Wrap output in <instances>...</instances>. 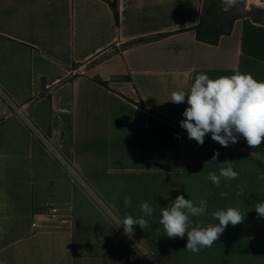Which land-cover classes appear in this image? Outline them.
<instances>
[{"label": "crops", "instance_id": "1", "mask_svg": "<svg viewBox=\"0 0 264 264\" xmlns=\"http://www.w3.org/2000/svg\"><path fill=\"white\" fill-rule=\"evenodd\" d=\"M110 1L0 0V84L45 137L61 148L68 141L75 174L58 173L41 141L4 119L0 101V264H264L254 207L264 202V143L238 137L222 147L207 134L198 145L180 126L187 98L170 101L199 74L264 81V23L238 19L211 45L193 29L205 0H118L119 24ZM79 66L85 74L67 75ZM226 160L238 177L216 187L208 174ZM178 195L207 201L189 230L218 224L212 213L228 208L244 221L192 253L186 236L167 237L159 222ZM144 201L154 209L149 226L129 238L118 222L141 217ZM50 203L72 209L70 224L33 226Z\"/></svg>", "mask_w": 264, "mask_h": 264}, {"label": "clouds", "instance_id": "2", "mask_svg": "<svg viewBox=\"0 0 264 264\" xmlns=\"http://www.w3.org/2000/svg\"><path fill=\"white\" fill-rule=\"evenodd\" d=\"M225 10L231 8L236 0H223ZM187 98L188 107L184 110L181 128L187 131L188 139L195 140L198 145H203L204 138L211 134L213 141L222 147L238 142V137H243L248 146L257 148L264 143V81H257L251 74L235 73L231 76H220L215 79L206 74L195 77L194 83L188 91H173L171 102L184 103ZM179 138V137H177ZM220 153L214 155L207 163L217 164ZM226 167H220L219 175L209 172L208 179L220 186L221 177L234 180L238 173L233 170L231 161H224ZM241 191L242 186H237ZM221 193V197L225 196ZM124 206H131V197L124 198ZM258 217L264 218V202L255 204ZM152 205L144 201L140 205L139 218L131 215L125 216L118 222V228L123 226L124 235L132 238L134 226L139 225L142 230L148 228V221L144 217L153 214ZM207 211V201L200 199L193 202L184 195H178L167 207L161 208L160 224L169 238L187 237L185 249L198 253L203 248L211 247L225 231L228 225L236 226L243 223L245 214L238 209L228 208L212 213L219 221L218 224H209L206 227H193L189 230L191 217L203 216Z\"/></svg>", "mask_w": 264, "mask_h": 264}, {"label": "trees", "instance_id": "3", "mask_svg": "<svg viewBox=\"0 0 264 264\" xmlns=\"http://www.w3.org/2000/svg\"><path fill=\"white\" fill-rule=\"evenodd\" d=\"M110 4L113 8L115 19L119 24L118 0L110 1ZM231 8L232 11L229 12L223 9L219 3L204 4L203 19L199 25L193 28L196 31L198 40L211 45L218 44L222 36L232 33L235 22L241 18L248 17L255 22L264 23V9L251 7L250 10H247L246 6L241 2ZM163 36L165 34L157 35L149 39H156Z\"/></svg>", "mask_w": 264, "mask_h": 264}, {"label": "built area", "instance_id": "4", "mask_svg": "<svg viewBox=\"0 0 264 264\" xmlns=\"http://www.w3.org/2000/svg\"><path fill=\"white\" fill-rule=\"evenodd\" d=\"M113 51V49H111ZM85 74V69L82 66L72 68L68 71L67 75L69 77H75L78 75ZM0 101L6 106V112L4 113V119H19L30 132L41 141L43 146L53 155L56 151L54 147V142L45 137L39 129L36 127L30 116L27 114V106L19 105L15 99L5 90V88L0 84ZM58 159L64 164L65 168L69 171L70 175L75 176L74 171L68 161H66L62 156L58 155ZM72 219V209L62 207L50 203L47 205L44 211L38 214V220L33 223L34 227H38L41 222H58L63 225L70 224ZM123 229V226H122ZM124 231V229H123Z\"/></svg>", "mask_w": 264, "mask_h": 264}, {"label": "rangeland", "instance_id": "5", "mask_svg": "<svg viewBox=\"0 0 264 264\" xmlns=\"http://www.w3.org/2000/svg\"><path fill=\"white\" fill-rule=\"evenodd\" d=\"M243 3L245 6H246V9L247 10H250L251 7H255L257 9H264V0H236V3L233 5V6H236L238 5L239 3ZM211 4V3H219L221 5V7L223 9H225V4L223 3V0H205L204 1V4ZM232 8H229L228 11L231 12ZM54 142V147H55V150L53 152V155L51 153H48L50 155H52L53 157V161H56L58 163V170H56L58 173L59 172H62L63 174L65 175H70L69 171L67 170V168H65L64 164L61 163V161L58 159V155L62 156L66 161H69V144H68V141L66 143H64L63 147L61 148L60 147V144L59 142H56V141H53ZM47 150V149H46ZM48 155V154H47ZM51 172L53 173V167L51 168ZM71 178H74L72 175H70ZM69 179V178H68ZM75 180V179H74ZM76 181V180H75ZM72 183V182H71ZM74 186L76 187V185L74 184ZM47 207V205H46ZM45 207V208H46Z\"/></svg>", "mask_w": 264, "mask_h": 264}]
</instances>
